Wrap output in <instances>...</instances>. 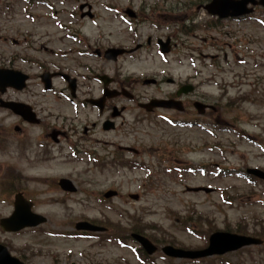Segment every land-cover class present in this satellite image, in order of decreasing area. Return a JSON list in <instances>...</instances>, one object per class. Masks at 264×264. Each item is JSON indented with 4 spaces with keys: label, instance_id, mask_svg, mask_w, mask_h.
Segmentation results:
<instances>
[{
    "label": "rangeland",
    "instance_id": "rangeland-1",
    "mask_svg": "<svg viewBox=\"0 0 264 264\" xmlns=\"http://www.w3.org/2000/svg\"><path fill=\"white\" fill-rule=\"evenodd\" d=\"M80 1L84 0H52L48 1L51 7L40 4L24 13L21 0H13L11 16L18 17L11 26L0 12V51L7 46L4 26L29 30L38 41L42 34H48L53 48L64 44L84 51L60 58L71 65L83 61L92 70L100 67L109 74L118 72L138 80L189 77L195 91L205 94L208 101L214 100L217 110L199 115L192 109L193 115L184 118L175 117L178 113L156 112L153 125H140L134 132L139 144L144 142L153 149L138 158L137 169L122 166L116 171L74 161L29 170L30 174L53 175L63 170L86 171L92 195L74 197L83 202L70 203V210H66L59 205L55 191L44 193L35 211L46 221L16 234L0 229V242L17 253L22 251L32 264H264V181L245 172L249 167L264 171V10L256 7L251 16L221 21L210 29V15L197 6L205 0H86L95 16L91 21L69 15L77 13ZM126 7L141 8L144 16H166L172 24L166 26V34L178 28L173 22H189L185 18L195 17L200 27L189 35L177 33V47L166 56L153 44L116 61L96 56L93 50L97 47L130 48L136 40L145 41L148 33L152 40L156 37L149 23L144 21L138 32L132 20L116 16ZM61 25L69 28L64 39H60L64 35ZM77 28L81 30L78 33ZM171 88L167 82L157 89L138 85L141 93L168 92ZM105 138L117 141L114 132ZM1 164L0 154V215H7L11 208L9 197L1 191ZM196 186L208 190H188ZM108 188L117 189L120 196L100 200L97 193ZM127 192L138 194V198H126ZM82 219L108 226L126 242L123 236L137 230L146 232L157 246L169 243L199 248L210 233L224 230L259 237L262 243L198 261L153 256L152 261L141 263L130 246L75 236L73 224Z\"/></svg>",
    "mask_w": 264,
    "mask_h": 264
},
{
    "label": "flooded vegetation",
    "instance_id": "flooded-vegetation-1",
    "mask_svg": "<svg viewBox=\"0 0 264 264\" xmlns=\"http://www.w3.org/2000/svg\"><path fill=\"white\" fill-rule=\"evenodd\" d=\"M46 1L52 0H21L20 3L32 6V3L42 4ZM82 2L90 5L85 0ZM82 2L77 6L78 12L69 15L73 19L78 16L80 21H90L95 18L94 13H84L88 6L80 9ZM12 6L13 0H0V12L6 20L5 23L10 22L9 26L18 17L11 16ZM140 9L134 10L132 16L127 17L138 28V32L144 21L149 23L151 31L157 32L156 37L152 40L148 33L145 41L136 40L133 47L126 50L135 48L132 51L135 52L152 44L164 52L166 48L174 50L177 47V30L166 34L169 19L166 16H144ZM116 16L126 15L120 13ZM186 19H189L190 28L200 27L194 19L184 20ZM177 25L180 30V24ZM63 27L61 31L67 32L68 26ZM79 31L81 30L78 28L77 33ZM33 37L29 30L4 26L3 40L7 46L4 45V50L0 51V75H3L0 77V154L4 192L8 197L17 195L26 199L31 207L37 204L36 196L55 191L59 205L70 210V203L83 202L74 197L90 196V183L86 171L83 170L78 173L63 170L62 173L54 175L30 174L33 172L29 170L44 165H66L78 161L100 165L102 169L115 168L118 171V167L138 159L144 151L153 150L149 144H139L134 132L140 125H153L156 112L178 113L175 116L177 118L192 116V109L197 112L194 105L196 101L204 103V107H200L199 115H207L217 110L214 100L208 101L207 96L197 93L194 87L186 94L181 91V94H177L181 87L191 84L189 77L176 81L166 76H152L150 79L153 82L150 85L154 89L167 82L173 86L172 90L141 93L138 85H143L145 78L133 79L118 72L109 74L100 67L92 70L83 61L71 65L60 58L68 56V53L84 51L68 49L64 44L59 45L58 49L53 48L48 34H42L41 41L33 40ZM106 48H94L93 53L107 60L104 54ZM77 69L85 71L79 72ZM152 99H163L165 104L168 100L169 106L173 104L180 109L166 108V105L163 108L146 109ZM143 103L146 104L145 107L142 106ZM190 123L193 124L192 121ZM108 132L116 133V142L105 138ZM60 178L70 181V189H64L59 184ZM32 184L45 187L33 188ZM10 203L12 208L13 202ZM20 231L22 229L8 233L16 234ZM107 231L108 227L105 226V230L98 233ZM81 233L85 234V231ZM7 248L21 262L32 264L31 258L25 257L22 251L17 253L10 245Z\"/></svg>",
    "mask_w": 264,
    "mask_h": 264
},
{
    "label": "water",
    "instance_id": "water-1",
    "mask_svg": "<svg viewBox=\"0 0 264 264\" xmlns=\"http://www.w3.org/2000/svg\"><path fill=\"white\" fill-rule=\"evenodd\" d=\"M256 3L255 0H211L208 4L204 6L208 12L212 14H217L218 16H237L250 11L249 8H246L247 2ZM264 6V0H259ZM126 12H129L126 10ZM130 13V12H129ZM122 53L120 49H108L105 51L106 58L114 59L117 54ZM247 172L252 173L262 179H264V172L257 168H249ZM111 193H106V196H109ZM29 207H23L18 202L15 204V211L13 215L6 220H3L2 223H5V229H19L27 225L37 224L44 220L43 217H40L37 214H33L29 211ZM11 224H18L20 225H12ZM77 228H86V229H97L95 226L90 224L87 221H79L75 225ZM138 237V236H137ZM139 240L144 245L146 251L148 253L154 250V247L144 238L141 236L138 237ZM261 242L260 239L246 236V235H238L229 232H221L216 231L212 233L209 237L207 247L203 249H196V250H184L181 248L172 247L170 245H166L162 247V251L165 252L169 256L173 257H190V258H197L202 256H207L211 254H221L226 251L237 249L243 245L248 244H259ZM0 264H22L17 259L11 257L6 248L0 245Z\"/></svg>",
    "mask_w": 264,
    "mask_h": 264
}]
</instances>
